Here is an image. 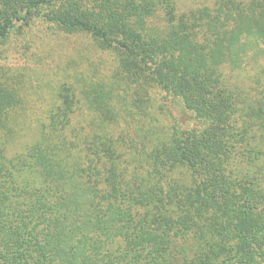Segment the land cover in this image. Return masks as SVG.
<instances>
[{"label": "trees", "instance_id": "16d2710c", "mask_svg": "<svg viewBox=\"0 0 264 264\" xmlns=\"http://www.w3.org/2000/svg\"><path fill=\"white\" fill-rule=\"evenodd\" d=\"M36 24L112 69L7 155L27 83L0 64V264H264V0H0L1 61Z\"/></svg>", "mask_w": 264, "mask_h": 264}, {"label": "rangeland", "instance_id": "374dc122", "mask_svg": "<svg viewBox=\"0 0 264 264\" xmlns=\"http://www.w3.org/2000/svg\"><path fill=\"white\" fill-rule=\"evenodd\" d=\"M177 1L181 7L189 8L202 6L208 0ZM50 27L36 24L27 29L22 36L12 39L15 40V51L7 54V60H0V64L22 73L27 83L24 88L27 106L18 115V118L24 119L20 123L26 129L7 146V155L20 153L32 141L34 128L51 105L55 88L69 81L74 71L109 74L112 69L111 56L96 50L87 36H67ZM152 100V111L163 124L167 125L178 117L179 113L162 93L153 95Z\"/></svg>", "mask_w": 264, "mask_h": 264}]
</instances>
